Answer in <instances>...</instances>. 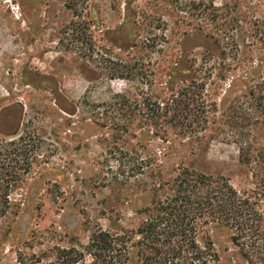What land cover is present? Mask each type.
<instances>
[{"label":"rangeland","instance_id":"374dc122","mask_svg":"<svg viewBox=\"0 0 264 264\" xmlns=\"http://www.w3.org/2000/svg\"><path fill=\"white\" fill-rule=\"evenodd\" d=\"M263 19L264 0H0V264H91L93 235L138 231L172 163L253 189L241 161L264 145V116L229 88L264 82ZM192 76L209 103L231 93L186 142L191 117L163 99ZM229 237L210 233L222 259Z\"/></svg>","mask_w":264,"mask_h":264},{"label":"trees","instance_id":"16d2710c","mask_svg":"<svg viewBox=\"0 0 264 264\" xmlns=\"http://www.w3.org/2000/svg\"><path fill=\"white\" fill-rule=\"evenodd\" d=\"M208 16L211 23H216L217 15ZM257 21L259 29L255 35H261L259 40L264 45V19L261 23ZM219 30L217 32L222 33ZM260 67L262 70L264 64L261 63ZM189 80L187 91H173L163 99L167 113L179 107L191 117L188 131L183 135L188 136L186 142L195 140V133L208 130L209 115L219 108L225 109L230 92L227 91L219 103H209L207 95L199 94L195 77ZM236 84L242 85L241 91L253 109L264 116V82L251 84L241 76L231 83L229 89ZM233 125L238 128V123ZM239 128V135L247 136L246 129ZM244 151L241 162L251 169L253 180H257L252 183L253 189L239 192L224 177L192 171L185 163H172L168 165L170 183L155 191L150 208L139 211L138 214L144 215L146 220L138 231H128L122 237L103 230L93 235L87 249L93 261L91 264H264V178L259 181L260 170L264 171V145L256 152V159H253L252 147L247 146ZM158 167L164 170L165 162L161 160ZM164 189L173 194L163 199L160 191ZM9 197L7 193H0V204L8 205ZM3 210L0 206V214L5 212ZM219 229L229 233V242L235 249H227L224 260L216 253L210 238L211 231ZM201 234L208 237L204 244L201 243ZM135 236H139L138 242H134ZM82 260V255L79 259L65 255L63 264H80Z\"/></svg>","mask_w":264,"mask_h":264},{"label":"flooded vegetation","instance_id":"af4514ba","mask_svg":"<svg viewBox=\"0 0 264 264\" xmlns=\"http://www.w3.org/2000/svg\"><path fill=\"white\" fill-rule=\"evenodd\" d=\"M93 12H95V11H93ZM42 76H44V79H45V80L48 79V76H47V75L42 74ZM37 77L42 78V77H41V74L38 75ZM35 87H36V86H35ZM38 89H39V88H38ZM40 89H41V88H40ZM13 105H14V104H13ZM13 105L8 106L6 112H7V111H10V110L13 108V107H12ZM14 106H15V105H14ZM20 106L22 107V113H21V115H22V114L24 115V113H25L26 110H27V106L22 105L21 103H20ZM6 115H9V114L6 113ZM9 119H11L10 116H9L8 118H6V121L9 120ZM2 123H3V122H2ZM12 124H13V123H12ZM16 124H17L16 127H14V129H13V131H12L14 134L19 133V132L21 131V128L23 127V124L20 123V121L16 122Z\"/></svg>","mask_w":264,"mask_h":264}]
</instances>
